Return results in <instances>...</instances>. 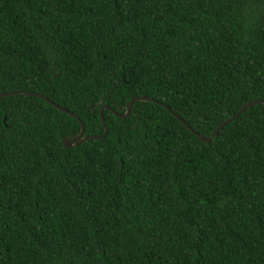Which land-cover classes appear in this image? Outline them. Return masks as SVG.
Returning a JSON list of instances; mask_svg holds the SVG:
<instances>
[{
    "label": "trees",
    "instance_id": "1",
    "mask_svg": "<svg viewBox=\"0 0 264 264\" xmlns=\"http://www.w3.org/2000/svg\"><path fill=\"white\" fill-rule=\"evenodd\" d=\"M0 264H264V0H0ZM157 102V103H156Z\"/></svg>",
    "mask_w": 264,
    "mask_h": 264
},
{
    "label": "water",
    "instance_id": "2",
    "mask_svg": "<svg viewBox=\"0 0 264 264\" xmlns=\"http://www.w3.org/2000/svg\"><path fill=\"white\" fill-rule=\"evenodd\" d=\"M4 95H29V96H35V97L41 98V99L45 100L47 103H49L50 105H52L54 108L58 109L61 112L66 113V114L70 115L71 117H73L74 119H76V121H77V123L79 124V127H80L79 132L76 135L72 136V137L61 139V145L63 147H65V148L73 147V146H75V145H77V144H79V143H81V142H83V141H85L87 139H99V138H101V136L103 134H105L106 129H105V125H104V120H103V117H102V113H101L102 112V109L108 110L109 112H111L113 115H115L118 118H125L128 115V113H129V108H130V105H131V103L133 101L140 100V101H152V102H155L154 100H152L151 98H148V97H144V96H134V97L130 98L126 102L125 109H124V112L122 114L116 113L115 111L111 110L109 107H107L105 105L100 106L99 109H98V118H99L100 124H101V126L103 128V133L100 134V135H85L84 136L83 135V124L78 119V117L75 114H73V113L65 110L64 108L59 107L58 105L54 104L53 102H51L50 100H48L42 94L36 93V92H31V91H7V92L0 93V96H4ZM257 103H264V98L250 100V101L242 104L234 113H232L230 116H228L227 118H225L224 120H222L221 122H219L210 131V133L207 136H202V135L198 134L188 124H186L183 119H181L179 116H177L176 114H174L166 106H164V105H162L160 103H157V104L160 105L165 111H167L174 118H176L179 121V123L182 124L185 127V129H187L197 139H199L202 142H208L213 136L216 135L217 131L224 124L230 122L232 119H234L237 115H239L248 106L253 105V104H257Z\"/></svg>",
    "mask_w": 264,
    "mask_h": 264
}]
</instances>
